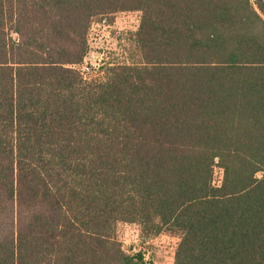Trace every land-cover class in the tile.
I'll return each instance as SVG.
<instances>
[{"label": "trees", "instance_id": "1", "mask_svg": "<svg viewBox=\"0 0 264 264\" xmlns=\"http://www.w3.org/2000/svg\"><path fill=\"white\" fill-rule=\"evenodd\" d=\"M119 12L140 61L84 78ZM119 223L264 264V0H0V264H147Z\"/></svg>", "mask_w": 264, "mask_h": 264}, {"label": "rangeland", "instance_id": "2", "mask_svg": "<svg viewBox=\"0 0 264 264\" xmlns=\"http://www.w3.org/2000/svg\"><path fill=\"white\" fill-rule=\"evenodd\" d=\"M140 12H119L106 18L98 17L91 26L90 52L85 64L91 68L88 78H102V68L110 63H136L140 55L133 41L139 28ZM222 169L215 168V183L222 180ZM116 236L129 254L142 253L147 264H174L180 242L176 231L149 232L138 224L119 223Z\"/></svg>", "mask_w": 264, "mask_h": 264}, {"label": "built area", "instance_id": "3", "mask_svg": "<svg viewBox=\"0 0 264 264\" xmlns=\"http://www.w3.org/2000/svg\"><path fill=\"white\" fill-rule=\"evenodd\" d=\"M79 70L81 72V74L83 75L84 78L86 79H91V78H88L87 75L89 74V72L91 71V68L88 67L85 62L79 66Z\"/></svg>", "mask_w": 264, "mask_h": 264}]
</instances>
